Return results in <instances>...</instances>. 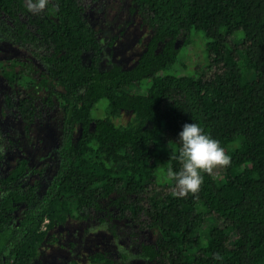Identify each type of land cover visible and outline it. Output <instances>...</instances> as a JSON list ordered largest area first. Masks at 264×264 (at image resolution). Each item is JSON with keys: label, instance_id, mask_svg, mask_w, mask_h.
I'll return each instance as SVG.
<instances>
[{"label": "trees", "instance_id": "trees-1", "mask_svg": "<svg viewBox=\"0 0 264 264\" xmlns=\"http://www.w3.org/2000/svg\"><path fill=\"white\" fill-rule=\"evenodd\" d=\"M99 1L49 0L31 28L23 0H0V40L31 47L42 66L40 94L59 116L47 184L33 177L43 175L40 155L0 174V264H35L51 231L71 221L98 224L116 239L129 227L134 244L119 261L101 250L91 264H134L130 253L144 264H264V0H132L146 42L131 67L105 64L104 47L117 37L107 44L90 21ZM199 36L207 65L176 69L178 43ZM15 68L3 71L11 84L26 77ZM136 86L145 91L131 92ZM103 100L106 114L96 118ZM35 101L16 106L27 126ZM192 121L232 159L222 172H204L197 193L178 196L166 168L179 167L178 134Z\"/></svg>", "mask_w": 264, "mask_h": 264}, {"label": "rangeland", "instance_id": "rangeland-1", "mask_svg": "<svg viewBox=\"0 0 264 264\" xmlns=\"http://www.w3.org/2000/svg\"><path fill=\"white\" fill-rule=\"evenodd\" d=\"M90 0H87L89 3ZM132 0H101L95 3L92 10L89 12L90 21L93 25L100 27L104 41L109 44L110 35H115L116 42L112 47L105 46V64L109 65L110 62L118 63L124 67H131L139 55L142 52L143 46L146 42L145 26L141 24V19L131 11ZM196 34L193 33L192 37ZM239 35L244 37L243 33ZM236 43L239 39L236 37L233 39ZM183 41L178 43V48L181 50L178 57V63L176 69L184 72V67H190L192 70H200V67L207 65L206 58L208 60V51L204 40L199 36L188 46L183 47ZM5 49L0 50V64L10 63L14 60L22 61L28 58L27 54L20 53L14 55L13 58L8 56L4 58ZM205 64V65H204ZM184 66V67H183ZM199 68V69H198ZM209 74L211 71H208ZM13 96H23V86H12L8 90ZM131 92H144L140 86L132 87ZM103 109L102 113L98 112V109ZM105 108H107V101L103 100L96 106L94 115L96 118H102L105 116ZM49 120L56 126V137L58 136V119L59 116L56 112ZM53 116L49 115V118ZM48 117H45L46 120ZM128 115H124L123 122L127 121ZM45 122L42 126H45ZM41 126V127H42ZM35 137L36 133L34 131ZM33 136V135H32ZM32 138V137H31ZM36 139L30 140V150H34ZM223 166H218L214 169L215 174L222 172ZM153 191L160 193L163 187L159 183H155L152 187ZM150 188V189H151ZM155 188V189H154ZM97 218V216L95 217ZM92 218L94 220H97ZM91 222L88 221H71L65 226H59L55 230L51 231L53 235L48 242H46L40 249L39 256L35 259V264H91L90 255L95 251H118L128 250L133 241L129 234V227L126 225L128 235H123L120 239L113 237L112 232L107 228L104 230L99 228L98 224L91 226ZM96 223V222H94ZM134 229V228H133ZM144 241L150 240L145 238V234L142 235ZM114 258V256H112Z\"/></svg>", "mask_w": 264, "mask_h": 264}, {"label": "flooded vegetation", "instance_id": "flooded-vegetation-1", "mask_svg": "<svg viewBox=\"0 0 264 264\" xmlns=\"http://www.w3.org/2000/svg\"><path fill=\"white\" fill-rule=\"evenodd\" d=\"M34 14L35 13L30 12L22 14V20L28 23L31 28H34V25L30 23V18L33 19V17H35ZM1 49L6 50L4 51L5 53H2L4 54V58H7L8 56L13 58L14 55L20 53L27 54L28 58L22 61L14 60L10 63L0 64V130L3 133L0 137L3 141L0 147L1 153L3 154V159L0 161V174H3L4 176L7 175L12 170L13 164L17 162V158L29 159L31 163L30 165H32L34 158L40 155L41 160L37 168H44L43 175L41 177L36 173L33 177L36 179L40 178L47 184L48 179L50 180L53 176L51 170H53L54 165V150L58 144L56 126L49 120L53 117V121L55 122L53 112H56L57 109L55 106L49 108V105L46 108L47 103L44 102V99L48 98V96H42L40 94L38 84L42 79L40 77L42 66L34 56L31 47L22 46L12 41L0 40V50ZM14 66H16L14 69L15 72L23 71L25 72L26 77L24 79L18 77V80H20L11 84L7 77L4 76L3 71L10 72L13 70ZM27 79H30L31 81ZM15 85L24 87L23 96H13L10 94L8 90ZM29 92L30 95L36 98L35 103L37 108L35 111L34 122L27 126L22 120L16 106L25 98H30ZM7 97H9L11 102L14 103L11 108L6 104ZM50 114L53 116L49 118ZM45 117L48 118L44 120ZM45 122L47 124L42 126ZM34 131L37 134L36 137ZM33 138H35L36 141L35 145L33 141V145L31 146H34L35 148L34 150H30V140ZM120 252L121 251L118 250L111 253L110 256H114V260L119 261L121 259ZM130 255L134 264H144L136 255L132 253H130Z\"/></svg>", "mask_w": 264, "mask_h": 264}, {"label": "clouds", "instance_id": "clouds-1", "mask_svg": "<svg viewBox=\"0 0 264 264\" xmlns=\"http://www.w3.org/2000/svg\"><path fill=\"white\" fill-rule=\"evenodd\" d=\"M23 2L30 13L43 11L49 4V0ZM178 137L179 151L174 159L179 162V167L168 164L166 178L174 182L176 195L195 194L204 182L203 173L211 174L218 166L230 165L232 157L221 142L197 122L185 123ZM214 258L223 260L219 253Z\"/></svg>", "mask_w": 264, "mask_h": 264}]
</instances>
